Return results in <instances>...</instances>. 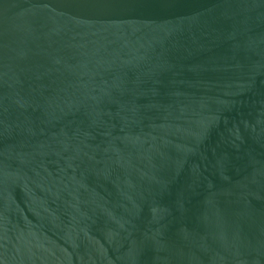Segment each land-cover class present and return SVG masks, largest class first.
<instances>
[{
    "label": "water",
    "instance_id": "95a60500",
    "mask_svg": "<svg viewBox=\"0 0 264 264\" xmlns=\"http://www.w3.org/2000/svg\"><path fill=\"white\" fill-rule=\"evenodd\" d=\"M0 264H264V0H0Z\"/></svg>",
    "mask_w": 264,
    "mask_h": 264
}]
</instances>
